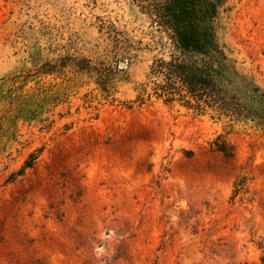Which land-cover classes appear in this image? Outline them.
I'll return each instance as SVG.
<instances>
[{
  "label": "rangeland",
  "instance_id": "obj_1",
  "mask_svg": "<svg viewBox=\"0 0 264 264\" xmlns=\"http://www.w3.org/2000/svg\"><path fill=\"white\" fill-rule=\"evenodd\" d=\"M148 31L133 0H0V264H259L264 135L129 107ZM218 36L264 87V0H227Z\"/></svg>",
  "mask_w": 264,
  "mask_h": 264
},
{
  "label": "trees",
  "instance_id": "obj_2",
  "mask_svg": "<svg viewBox=\"0 0 264 264\" xmlns=\"http://www.w3.org/2000/svg\"><path fill=\"white\" fill-rule=\"evenodd\" d=\"M133 1L149 21V42L145 49L151 52L152 59L145 81L135 84L136 95L128 106L140 107L155 99L167 106L178 105L195 116L248 126L264 135V87L254 75L238 67L218 36L220 16L227 0ZM43 69L46 71L39 72ZM86 70L95 71L90 67ZM34 71V75L53 72L50 64ZM19 78L22 77L11 79L12 83ZM105 78L99 73L102 82L98 84L108 93ZM5 86L2 81L0 88ZM209 147L225 158L233 155L221 136ZM32 164L25 163L22 169L31 168ZM234 188L236 194L240 184L236 183ZM257 249L259 264H264V240Z\"/></svg>",
  "mask_w": 264,
  "mask_h": 264
},
{
  "label": "water",
  "instance_id": "obj_3",
  "mask_svg": "<svg viewBox=\"0 0 264 264\" xmlns=\"http://www.w3.org/2000/svg\"><path fill=\"white\" fill-rule=\"evenodd\" d=\"M120 66H121V67H123V66H124V64H123V63H120Z\"/></svg>",
  "mask_w": 264,
  "mask_h": 264
}]
</instances>
